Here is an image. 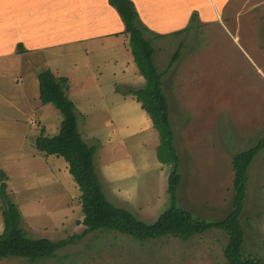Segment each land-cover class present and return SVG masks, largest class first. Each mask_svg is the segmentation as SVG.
Here are the masks:
<instances>
[{"label": "rangeland", "instance_id": "obj_1", "mask_svg": "<svg viewBox=\"0 0 264 264\" xmlns=\"http://www.w3.org/2000/svg\"><path fill=\"white\" fill-rule=\"evenodd\" d=\"M132 2L137 24L156 49L158 69L165 72L183 175L178 203L208 220L221 219L234 199V153L264 138L263 4ZM104 5L115 11V18L102 13ZM119 24L125 28L110 0H0V184L3 172L29 237L57 241L85 229L80 223L81 192L69 164L36 146L43 129L47 136L46 131L59 132L63 118L54 104L39 98L38 74L45 69L89 79L73 80L65 88L71 99L76 98L73 93L83 94L85 107L97 109L77 114L84 140L97 148L96 171L107 197L149 223L169 205L172 166L159 161L160 135L129 92L143 87L145 80L129 48L131 59L118 62L101 49H122L123 29L117 36L102 34ZM86 47L88 53L82 54ZM178 47L180 58L169 68ZM124 65L125 80L118 74ZM99 71L112 75L108 80L89 75ZM111 82H121L118 91L129 100L121 95L117 101L126 103L117 104L119 94ZM95 128L102 132H91ZM3 205L0 197V233ZM241 222L244 251L264 257V148L251 165ZM227 240L219 229L188 240L170 234L138 239L101 229L59 249L55 257L9 256L0 258V264H229L224 255Z\"/></svg>", "mask_w": 264, "mask_h": 264}, {"label": "trees", "instance_id": "obj_2", "mask_svg": "<svg viewBox=\"0 0 264 264\" xmlns=\"http://www.w3.org/2000/svg\"><path fill=\"white\" fill-rule=\"evenodd\" d=\"M125 21V31L129 36V47L140 74L145 80L143 87L130 90L142 108L149 114L154 128L160 135L157 157L163 164H170L168 191L170 201L167 208L155 222L149 223L138 218L125 207L115 205L106 195L96 171L95 155L97 148L87 143L79 129L77 107L68 96V79L57 77L51 69L39 72V98L43 104L52 103L62 113L59 132L54 136L45 135L44 129L36 139L38 150L46 155L63 157L69 164V172L80 189L85 229L80 234L68 238L52 240L47 237L32 238L21 226V214L7 191L6 178L2 172L0 197L3 201L4 228L0 233V258L9 256L27 257L32 260L51 258L58 250L76 242L88 234L101 229L129 234L138 239L157 238L173 235L183 240L204 234L213 229L226 233L227 244L224 255L229 264H264V257L247 254L244 251L245 230L241 222L250 179V169L255 157L264 148V138L247 149L234 153L233 165L234 195L228 213L221 219L208 220L179 205L178 189L183 175L180 172V157L175 143L169 101L163 82L165 72L158 69L155 48L152 40L137 24L138 14L132 0H110ZM178 47L171 59L169 68L180 58Z\"/></svg>", "mask_w": 264, "mask_h": 264}, {"label": "crops", "instance_id": "obj_3", "mask_svg": "<svg viewBox=\"0 0 264 264\" xmlns=\"http://www.w3.org/2000/svg\"><path fill=\"white\" fill-rule=\"evenodd\" d=\"M135 1V0H134ZM136 1H138V3H139V1H141V0H136ZM142 1H148V0H142ZM258 1V2H257ZM256 3L257 4H259V3H262L263 5L260 7V8H263V11H264V0H256ZM227 4V3H226ZM105 6V8L103 9V14L104 13H107V15L108 16H110V17H112V18H115V11L113 10V9H110L107 5H104ZM264 14V13H263ZM117 21H119L120 23H121V19L117 16ZM119 26V28L118 29H115L114 28V26L112 27V28H109L108 30H105L102 34H111V35H115V36H117L119 33H117L119 30H121V29H123V27L121 26V24H119L118 25ZM123 33L125 34V39H124V42H123V44H122V49H119L118 47H116V46H112V47H109V46H107V45H103L102 47H101V49H102V51H106L107 53H106V55L107 56H110L111 57V59L113 60V61H115V62H118V61H120V60H122L123 58H127V59H133L134 60V58L133 57H131L130 56V54H129V50H128V48L130 49V47H129V37H128V35H127V33H126V31H125V28L123 29ZM98 35H100V34H98ZM127 44H128V47H127ZM88 48L86 47V51H84V49H83V51H82V54H84V53H88ZM95 50V49H94ZM131 51V50H130ZM131 57V58H130ZM126 64V63H125ZM125 66L126 65H124L123 67H122V71L119 69V73L118 72H116V74L118 73L119 74V76H121V77H123L122 79H124L125 80V76L124 75H122L121 73L123 72V70L125 69ZM139 70V69H138ZM54 71V70H53ZM55 72V71H54ZM94 75L95 76V78H97V79H99V78H101L102 80H108V79H110V77H111V75L112 74H108L107 76H102L101 74H102V71H99V73H91V74H89V75ZM114 74V73H113ZM57 75V77H66V79H68V83L69 84H71V82L73 81V80H75V81H80V82H83V81H86V80H89L88 78H87V76L86 75H83V76H81L80 74L78 75V76H75V75H70V74H65V72H63V70L61 71V73H59V74H56ZM101 75V76H100ZM112 78H114V76H112ZM78 79H80V80H78ZM117 78H116V76H115V78L113 79V80H116ZM116 83V84H115ZM111 85V86H110ZM110 87H112V90L114 89V93L115 94H119V96H117V98H116V102H117V104H122V103H126V102H123V101H121V102H119V101H117L118 100V98H120V96L123 98V95H124V92L122 91H118V87L119 86H121L122 84H121V82H111L110 83ZM70 90H71V88H69ZM71 92H69V90H68V96H69V94H70ZM74 94V96L76 97V98H74V102H75V104H76V107H77V110L79 111L80 109L81 110H88V111H90V112H92V111H97V109L96 108H87V107H85V105H84V103L86 102V97H84V95L83 94H81L82 95V97H79L76 93H73ZM70 97V96H69ZM124 100H129V99H126V98H123ZM88 101V100H87ZM136 104H138V103H136ZM142 107V106H141ZM145 111V110H144ZM97 116H99L100 118L102 117V114L101 113H99V114H97ZM151 119V118H150ZM88 122H89V119H88ZM89 128V127H88ZM100 128H101V126H100ZM98 131V132H102V130H100L99 128H95V129H93L91 132H95V131ZM47 133H48V136H52V135H54V134H52L51 132H49V131H46ZM97 133V132H96ZM95 133V134H96ZM106 133V132H105ZM120 135H122V134H120ZM129 135V134H128ZM113 150V149H112ZM156 152H157V150H156ZM111 153H112V151H111ZM43 154V153H42ZM50 156V155H49ZM116 157V156H115Z\"/></svg>", "mask_w": 264, "mask_h": 264}]
</instances>
